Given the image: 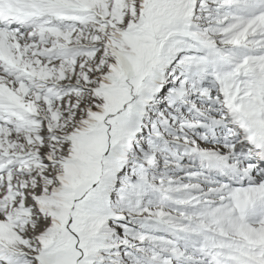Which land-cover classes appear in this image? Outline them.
<instances>
[{
  "label": "snow or ice",
  "instance_id": "6c2138e0",
  "mask_svg": "<svg viewBox=\"0 0 264 264\" xmlns=\"http://www.w3.org/2000/svg\"><path fill=\"white\" fill-rule=\"evenodd\" d=\"M0 264H264V0H0Z\"/></svg>",
  "mask_w": 264,
  "mask_h": 264
}]
</instances>
